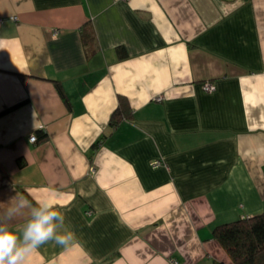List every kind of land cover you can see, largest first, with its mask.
Segmentation results:
<instances>
[{"label": "crops", "instance_id": "obj_1", "mask_svg": "<svg viewBox=\"0 0 264 264\" xmlns=\"http://www.w3.org/2000/svg\"><path fill=\"white\" fill-rule=\"evenodd\" d=\"M11 107L0 212L47 200L74 234L25 264H232L213 228L264 215V0H0Z\"/></svg>", "mask_w": 264, "mask_h": 264}, {"label": "clouds", "instance_id": "obj_2", "mask_svg": "<svg viewBox=\"0 0 264 264\" xmlns=\"http://www.w3.org/2000/svg\"><path fill=\"white\" fill-rule=\"evenodd\" d=\"M17 217L23 222L14 228ZM49 241L62 247L74 242V234L65 229L64 216L52 202L31 204L20 197L15 206L0 212V264H25L31 253Z\"/></svg>", "mask_w": 264, "mask_h": 264}, {"label": "trees", "instance_id": "obj_3", "mask_svg": "<svg viewBox=\"0 0 264 264\" xmlns=\"http://www.w3.org/2000/svg\"><path fill=\"white\" fill-rule=\"evenodd\" d=\"M81 41L84 45L87 58L93 56L97 49L95 33L91 25H84L81 29ZM120 59L127 56L125 47H117ZM58 93L64 102L69 105V101L60 82H55ZM18 105V104H17ZM16 105V106H17ZM15 107V106H14ZM11 108H6L0 112L3 114ZM130 115L128 101L124 97H119V105L110 117L109 124L114 127L121 120L127 119ZM44 135H35V138H42ZM94 143V147L97 146ZM212 236L222 248L228 253L232 264H264V215L256 213L251 216L240 217L230 222L216 225L212 230ZM216 264H225L218 262Z\"/></svg>", "mask_w": 264, "mask_h": 264}, {"label": "built area", "instance_id": "obj_4", "mask_svg": "<svg viewBox=\"0 0 264 264\" xmlns=\"http://www.w3.org/2000/svg\"><path fill=\"white\" fill-rule=\"evenodd\" d=\"M16 19H17L16 16L12 17V20H16ZM214 89H215V85L213 82H205L204 84H202V90L205 92H210V91H213ZM161 99H162L161 97L156 98V100H158V101H160ZM35 140H36L35 135H32L30 137V141L34 142ZM158 164H159V162L157 161V162H153L152 165L156 166ZM171 261L170 262L172 264H177V262L175 260H171Z\"/></svg>", "mask_w": 264, "mask_h": 264}, {"label": "rangeland", "instance_id": "obj_5", "mask_svg": "<svg viewBox=\"0 0 264 264\" xmlns=\"http://www.w3.org/2000/svg\"><path fill=\"white\" fill-rule=\"evenodd\" d=\"M31 142H32V141H31ZM244 217H246V216H244ZM171 262H172V261H171ZM171 262H170V264H172Z\"/></svg>", "mask_w": 264, "mask_h": 264}]
</instances>
